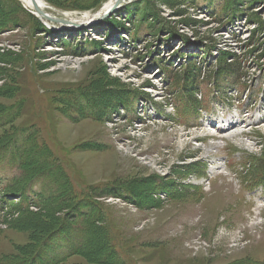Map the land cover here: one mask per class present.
I'll return each instance as SVG.
<instances>
[{"label": "rangeland", "instance_id": "374dc122", "mask_svg": "<svg viewBox=\"0 0 264 264\" xmlns=\"http://www.w3.org/2000/svg\"><path fill=\"white\" fill-rule=\"evenodd\" d=\"M42 1L60 23L0 0V111H15L0 146L15 136L14 149L44 157L64 188L48 182L42 208L22 213L0 202V261L33 256L54 219L68 221L51 195L73 191L87 215L79 227L95 221L85 251L97 252L61 264H97L106 247L119 264H264V0H126L81 29L62 22L79 24L111 0ZM223 2L229 32L215 17ZM228 54L245 66L244 83L222 96L203 81L194 112L167 72ZM10 166L0 201L2 184L21 176ZM65 239L51 241V258H64Z\"/></svg>", "mask_w": 264, "mask_h": 264}, {"label": "trees", "instance_id": "16d2710c", "mask_svg": "<svg viewBox=\"0 0 264 264\" xmlns=\"http://www.w3.org/2000/svg\"><path fill=\"white\" fill-rule=\"evenodd\" d=\"M1 1H7L15 5L16 8H18L20 11L28 15L29 13L20 5V2H17L16 0H1ZM231 1V0H229ZM208 5V4H206ZM210 5V4H209ZM221 5V4H220ZM224 2L222 3V6L220 8H216L215 10V17H218L217 19L221 24L227 25V32L230 30H233V19L234 16H226L224 14V8H223ZM210 8L213 9L215 6L210 5ZM230 15V14H229ZM33 17L31 14L28 15ZM239 18V13L235 15V19ZM5 19L10 20L9 17L5 14ZM6 21V20H5ZM0 23H3L0 21ZM264 30V27L263 29ZM48 31V30H47ZM49 32V31H48ZM254 43V42H253ZM254 49V48H253ZM246 55L250 56L249 59H251V62L249 65L252 67L253 59L257 57H253V51L252 50H246ZM251 54V55H250ZM233 59H238V56L235 54L229 55ZM225 57L228 61L229 57ZM252 56V57H251ZM255 56V55H254ZM248 59V61H249ZM258 59V58H257ZM225 61H221L220 58L214 60L213 62H205V59L202 58L200 62H194V59L189 58L188 64L186 67H184L180 77H176L175 74H173L172 71H168V81L169 85L173 87L174 91L181 92L186 97L188 103L191 105L192 110L194 112L203 111L202 107V100L203 95H199L200 99L197 98L196 94L201 89V84L203 81H206L207 86H214L215 89H218L219 92H221V95L227 94L229 95L232 93V91L228 92L231 89H236L238 85L242 86L244 83L245 77V71L243 64L238 60H234V62L226 63ZM246 61V64L247 62ZM219 63L218 65L213 66L215 63ZM246 66V69H248ZM211 72H210V70ZM253 69V68H252ZM166 73V74H167ZM201 78L203 80L201 81ZM201 81V82H200ZM180 90V91H178ZM3 93L1 96H8L9 94L12 95L13 90L9 87L8 89H2ZM11 93H8V92ZM236 91V90H235ZM238 97V96H237ZM238 99H241L238 97ZM231 100H228V103L231 104ZM123 107H127V103L124 101ZM10 113H9V111ZM7 113L5 111H0V125L3 120H5V123H9L10 116L13 115L15 112L13 109H8ZM5 117V118H4ZM12 137L6 142L3 143L0 146V175H2L8 164H11L10 167L13 169H18L19 173H21V176L18 178L16 176H13L12 178L8 179L3 183V200L0 201L2 204L9 205L6 207L7 211L12 212L14 209L18 211V213H22V211H28L27 209L31 207H39L42 208V200L45 195V191L47 189V183L53 187L54 184L57 186H60V188H64L60 185V181H57V183H54L51 181L54 177L52 172H50V169L44 170L43 166L46 165L47 160L45 161V158L43 157V161L38 163V159L35 157V154L38 153L35 152H29L26 151H20L14 149L16 147V144L18 142V139L14 136L12 142ZM41 155L42 152H40ZM30 160H33L35 162H31ZM37 163V164H36ZM16 171V170H15ZM44 181V183H43ZM39 187L38 191H35V187ZM56 186V188H57ZM54 188V187H53ZM55 188V189H56ZM41 189V190H40ZM69 193H64L63 195H58V192L53 193L51 195L52 201L57 200L56 206L53 207L54 212L57 210H64L66 214H68V221L73 222L71 224H68V221H65V218H58L54 219L53 226L56 225L53 230H51L49 233L46 234V236L43 237L42 241H45V243L38 249L34 250L33 256H31L29 259H10L6 258L4 261H0V264H61L64 262L69 256H75L81 254L82 256H93L95 257L97 251H91V247H89V251H85L86 247V239H87V233L90 232V230L95 227V221H92L91 219H88L84 222L85 227H79V221L85 220L87 217L86 213L83 212V210L79 209L81 205V201H79V204L76 202L78 200L79 194L73 191H68ZM11 197V200L17 199V204L10 205L8 201H11L9 198ZM80 200V198H79ZM137 202V201H136ZM18 207V208H16ZM2 209L4 207H1ZM21 211V212H20ZM53 213L51 215L47 214L49 217H54ZM65 216V215H64ZM35 217L33 216V219ZM84 234H85V241H84ZM67 237V239L60 240L61 242H64L67 244V248L62 251V255L59 256V259L62 258L60 261L58 259L51 258V255L49 253L48 246H51V241L57 237L60 236ZM72 236H75L72 237ZM80 238V239H79ZM83 239V240H82ZM76 241V244L75 242ZM92 241V238L90 237L88 242ZM79 242V243H78ZM78 244V245H77ZM104 252L102 255H98L97 264H119L117 262L118 255L115 251L110 250L109 247L104 248ZM76 253V254H75ZM92 259V258H90ZM94 260V259H92Z\"/></svg>", "mask_w": 264, "mask_h": 264}, {"label": "water", "instance_id": "95a60500", "mask_svg": "<svg viewBox=\"0 0 264 264\" xmlns=\"http://www.w3.org/2000/svg\"><path fill=\"white\" fill-rule=\"evenodd\" d=\"M110 1V0H109ZM126 0H116L114 6L112 7V9H110L108 12L101 14L102 10L104 9L105 5L101 8L100 11H98L96 14L92 15L91 17H89L88 14H86L85 20L83 22H80L79 24L73 23L71 21H63L62 23H64L66 26L68 27H72V28H87V27H91L94 25H98L101 22H104L109 16H111L113 13H115L117 10H119L122 4L125 3ZM35 6L36 9V14L43 20H50L51 22L54 23H60V20L54 19L52 17H50L48 14H46L43 11H39L37 9V6L35 5L34 2H32ZM34 14V13H33Z\"/></svg>", "mask_w": 264, "mask_h": 264}, {"label": "bare ground", "instance_id": "6f19581e", "mask_svg": "<svg viewBox=\"0 0 264 264\" xmlns=\"http://www.w3.org/2000/svg\"><path fill=\"white\" fill-rule=\"evenodd\" d=\"M19 2H21V3H23V5H25V6H27V8H29L30 10H32L33 12L35 11V14H36V9H35V6H34V4L32 3V2H34L35 3V5L37 6V9L39 10V11H43V12H45L46 10V8H45V4L43 3V1L42 0H19ZM114 0H111L110 2H108L106 5H105V7H104V9L102 10V12H101V14H104V13H106V12H108L110 9H112V7L114 6ZM47 14V13H46ZM92 15V14H91ZM81 20H85V17H82V19ZM37 216V215H36ZM39 219V218H38ZM26 220H27V218H26ZM36 220V219H35ZM25 222V221H24ZM38 223V222H37ZM37 223H36V225H37ZM29 224V223H28ZM30 224H32V223H30ZM35 224V223H34ZM27 226V225H26ZM39 226V225H38ZM36 227V226H35ZM40 227V226H39ZM30 228V227H29ZM36 228H38V227H36ZM41 228V227H40ZM32 229V228H31ZM35 229V228H34ZM43 230V229H42ZM27 231V230H26ZM43 232V231H42ZM41 232V233H42ZM34 237V236H33ZM36 238V237H35ZM34 238V239H35ZM37 239V238H36ZM80 239V238H79ZM83 240V239H82ZM32 241V240H31ZM40 241V240H39ZM37 243V242H36ZM76 243V242H75ZM79 243V242H78ZM78 245V244H77ZM29 247H30V245H29ZM76 254V253H75Z\"/></svg>", "mask_w": 264, "mask_h": 264}]
</instances>
